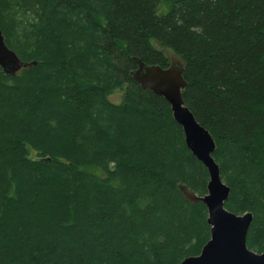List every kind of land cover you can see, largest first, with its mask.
I'll return each mask as SVG.
<instances>
[{
  "label": "trees",
  "instance_id": "1",
  "mask_svg": "<svg viewBox=\"0 0 264 264\" xmlns=\"http://www.w3.org/2000/svg\"><path fill=\"white\" fill-rule=\"evenodd\" d=\"M0 30L30 65L0 68V264H180L210 240L181 189L205 196L208 171L132 76L170 67L153 43L264 252V0H0Z\"/></svg>",
  "mask_w": 264,
  "mask_h": 264
},
{
  "label": "water",
  "instance_id": "2",
  "mask_svg": "<svg viewBox=\"0 0 264 264\" xmlns=\"http://www.w3.org/2000/svg\"><path fill=\"white\" fill-rule=\"evenodd\" d=\"M4 42L0 30V68L6 74L15 76L30 65L22 63ZM183 72V63L168 68L141 63L132 75L141 88L163 97L170 105L177 125L183 129L188 150L208 171L209 183L205 196L199 197L188 189H181L188 201L201 202L207 208L210 240L198 256L186 258L180 264H264V252L256 253L249 250L247 245L253 215H236L225 207L230 188L223 182L219 164L213 157L216 151L213 137L199 124L182 99L186 89Z\"/></svg>",
  "mask_w": 264,
  "mask_h": 264
},
{
  "label": "rangeland",
  "instance_id": "3",
  "mask_svg": "<svg viewBox=\"0 0 264 264\" xmlns=\"http://www.w3.org/2000/svg\"><path fill=\"white\" fill-rule=\"evenodd\" d=\"M160 11H161L160 13L163 14L165 12V7H161ZM153 45L155 46L156 49L161 50L165 54V56L169 58V61L172 66H181L182 62L179 61L180 59L177 56H175L171 51L167 49H162L156 43H153ZM122 95H123V92L120 90H117L109 95V99L111 100V102L117 104L119 103V101H121Z\"/></svg>",
  "mask_w": 264,
  "mask_h": 264
}]
</instances>
